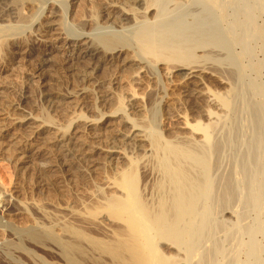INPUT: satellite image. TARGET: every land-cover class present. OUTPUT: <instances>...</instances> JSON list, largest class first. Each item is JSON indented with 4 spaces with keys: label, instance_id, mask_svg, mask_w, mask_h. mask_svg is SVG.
I'll use <instances>...</instances> for the list:
<instances>
[{
    "label": "rangeland",
    "instance_id": "rangeland-1",
    "mask_svg": "<svg viewBox=\"0 0 264 264\" xmlns=\"http://www.w3.org/2000/svg\"><path fill=\"white\" fill-rule=\"evenodd\" d=\"M67 1L69 4H73L72 8L68 6ZM182 1L184 0H158L156 3H161H159L161 7L158 4L159 8L161 10L164 9L163 7L165 6L166 8L162 11L158 9V7H156V9L161 12V15L164 14L162 17L166 16L167 20L170 18L172 19L173 16V25L176 20L178 23H181L183 21H180V19L177 18L184 15L183 12L187 13L184 11L187 6L185 8V6L183 7L180 5ZM218 1L219 2L217 3L219 6L218 4L217 6L219 9L217 7L214 8L210 4L209 0L199 1L198 6H200V14L204 20V22L202 21L203 28L201 27V32L203 33V35L201 33V42L199 41L196 45L194 43L195 41L192 42L191 40L192 44L194 43L198 47L197 48L195 45L190 46V41L187 43V40L190 39H186L184 44L187 43L189 45H186L188 47L186 50L192 51L191 54L188 53L187 59H185V57L178 63L176 60L175 62L174 60H171L170 62H172L171 64H199L201 68L209 72L207 73L209 88L215 95H217L220 99H223L225 103L228 104L227 107L224 105V102H222V105L220 104L221 106L219 105L218 107V105L207 103V101H204L203 99L196 101V98L193 95H185L184 93H181V91H177L176 93L178 94L176 95L165 78L164 71L160 68L164 66V64H158L154 55L153 57L151 54L149 56L144 42L142 41L144 33H147V31L150 30L149 28H151L149 23L154 20V18L152 19L150 15L148 16L151 18L148 19L149 22L144 21L145 14L141 12L138 15L135 10L137 18L134 19V22L132 21L129 24H125L126 28L125 26L112 24L113 19H110V17L107 19V16H105V18L100 19V13L103 12L104 14V11H109L107 7L108 5L118 6L115 11L110 13L111 16H117L118 14L116 11L124 8H130L128 2L125 0H49L47 3H43L42 0H8L9 5L13 8V12H15L13 15L16 17L8 15L9 13L5 15L1 14L2 16H0V46L3 47L5 45V47L0 50V105H2L1 107L3 109L8 111V114H10L11 117L31 112L34 115H38L41 120H46L52 115V117H55L54 119L56 122H59L61 125L63 124L62 126H66L70 123L69 120L71 121V119L77 114H85L89 117H98L102 111H109V109H113V105H110L106 101H102L103 98H105V93L108 94L109 92H116L121 94V96L122 94L126 96L128 92L133 89L131 92L134 91L137 94L140 93L141 95H139L145 104V117H143L146 119H144L145 122L151 126V130L154 129V132H156L159 136H163L162 138L166 140L168 139V141H174L173 144L188 148L192 147L190 149L199 148V151H203V148L205 147L202 143L203 141L201 142V140L203 139L204 133L198 129L199 126L217 124L218 129L222 130V132L220 130V134H226L227 136L225 135L224 139L227 138V140H225L227 142L230 140L229 143L235 140L234 136H236V132H243V134L241 133L240 135H243L244 137H242V143L246 141L242 144L244 146L240 145V147H234L231 145V147H229L230 151L228 150V153L231 152L229 154L233 153L234 156L236 153L240 152L239 150L243 148V150H246L248 146L250 147L252 154L261 152L264 149L261 150L259 147L254 146L256 143H254V141L251 142L249 136L253 137L252 133L254 131L251 127L254 124H256L259 120H261L264 124V0ZM220 1L222 5L220 4ZM51 2H56L62 9L59 7H53V9L48 8ZM195 3H197V0ZM245 4L248 5L246 6ZM182 7L185 9L182 10ZM44 8V13L47 14H51L52 11H56L55 17H53L54 23L56 24L47 28L50 30L49 33L40 31L42 22H48L47 19L42 17L40 18V12ZM178 9L183 12H179ZM247 10L249 12L248 14L245 12ZM176 11L181 13V15L179 13L177 15ZM197 11L198 10H195L194 13ZM167 13L169 15H167ZM170 15L171 17H169ZM192 18L193 15L192 17H188L187 22L193 23L194 21ZM246 19L249 20L246 21ZM190 23V26L188 23H185V25L187 24L186 26L183 25L184 23H175L174 26L178 25L180 28L184 26V33H182V37H184V35L191 36V32L194 33L196 31L193 29L195 26L193 27V24ZM204 25L206 26L204 27ZM248 25H250L251 28L248 27ZM141 26L142 28H140ZM98 27H100V29H98ZM186 27L189 28L186 30ZM38 28L39 30L36 31ZM61 28H64L67 31L76 30L77 33L84 31L87 36L94 38V40L96 39L98 44L101 41L99 42L96 37H101L100 35L106 31H110L112 34V30H117V34L116 32L113 34L118 35L119 32V36H124V39H126L125 37L128 38L131 36V38L129 37V40L126 39L128 40L127 42H124V44L122 43L121 45H125L124 47L127 48L126 52L129 51L130 54H136L135 56L137 58L138 55L139 58H141L140 56H142V58H145L146 56L147 60L145 59V61L142 62L143 65L145 64L143 77L144 81L138 85L137 83L131 81L132 76L131 78L128 77L132 75V73H130L132 72L131 69H122L123 67L118 64V61L100 62L99 64L94 63L89 55L79 54L82 48L86 46L84 43L87 37L82 36L81 38L84 39L80 41L79 44L76 42L79 37L78 35L72 34L70 36L72 39L69 42L65 40L67 36L66 34L63 35L62 39H59L57 38L59 36L57 33L62 31ZM248 28L253 35H250V32L247 30ZM251 29H253L252 31L255 33L252 32ZM128 30H131V33H129ZM185 33L188 34L186 35ZM247 33L250 37L246 36L248 35ZM130 39L132 41H130ZM206 39H208V41ZM181 40H183V38ZM128 43L129 46H126ZM201 43L203 44V47ZM99 45L105 46L104 44ZM142 53H146L145 56L142 55ZM41 56L48 59L49 64L47 66H41ZM39 67H42V70H39ZM147 84H149L150 87L147 86ZM179 98L180 101H177ZM77 104H80V106L82 105V107H78L79 105L77 106ZM206 105H208L207 107L209 108L211 114L215 115L216 118L219 119L211 118L206 114V112H204ZM130 107L131 106H127V111L128 113H132L134 115L136 111L133 110V107ZM181 114L186 120H188L189 125L187 129L179 128L182 122L180 119ZM77 124H80V122ZM126 126L128 125H125V127ZM237 126L240 131H238ZM248 126H251V129ZM68 127L71 131L74 126ZM119 127V130H123L124 128L122 125H119ZM242 127L247 131L240 129ZM12 128L14 133L18 131L16 126ZM231 132H233L234 136ZM110 133L107 131L104 133L105 136L103 134L101 139L102 144H109L112 140L111 138L115 135V132H112V134ZM9 139L10 136H8V134L3 137L0 136V184H3V186L8 190V193L13 198V203H16L17 199L20 201L22 200V203H24L21 206L16 203L11 208L13 210L18 209V207L24 208L22 209L23 213L13 215L10 218L0 213V224H6L9 227L6 228L10 230L13 229L14 232H18L19 235H23V245L20 247H22L25 251L23 258L20 259L18 248L7 249L3 246V251L8 254L7 257H9L8 259L10 260L9 263L74 264V261L77 260L75 264H119L118 255L120 254V251L123 253L124 248L119 247L122 248L120 250L117 249L116 246H113V243L116 245L117 236L119 235L116 236L115 234L114 236L111 232L116 229L118 231L122 229L119 232H122L121 234L124 233L125 238L127 236L126 233H129L130 231V223L124 219L125 217H122L123 219L120 218V215L119 217L117 215L115 218L116 214L114 215L113 212L112 214L110 212L111 209H103L104 206L102 203L99 204L100 201L96 200L99 205L103 206H99V208L101 207L102 209L99 211V208H96L98 205L95 207L94 204L96 205V203L92 200L90 201L87 197L90 193H95L97 191L96 189H98L97 187L103 185L101 183L103 182L101 177L104 178L108 174L106 172H103L104 174L101 173L103 171L102 169L104 168L105 170L107 168L105 171L113 173V170H115L113 167L114 165L111 166V164H107L104 155L97 154L94 157L99 155L100 158L99 156L96 158H90V162L93 159L97 160H93L91 162L92 165L88 163L89 159H87L88 162L87 160L84 161L86 164L90 165H88V167L92 172L88 170L87 173L85 170L76 169V166L75 168L72 166V168L69 169V171L72 170L70 171L72 173L68 170V173L66 171L59 172V169L57 171V168H53V170L46 169V164L53 161L54 158H46L47 155L41 154V157L34 155L33 159L36 160H32L33 162L31 161L29 162L30 164H26L27 169L24 168L26 169L24 170L20 168L19 162L16 158L18 149L14 152L15 156L12 158V150H14L16 146H11V144H9ZM119 143L121 144L122 142ZM129 147V149L127 148V151L132 154L133 149L131 150V146ZM101 157L104 159L102 160ZM154 157L156 158V156H151L149 157L150 159H148V157L144 158V163L141 164V167L139 166L138 169V183L140 182L138 184L140 187L138 188L139 191H142L144 196L143 198L146 199L148 203H150V200L151 203L153 202L150 197L152 198L153 195L157 196V194L154 193H158L159 188L157 187L158 185H155L156 183H160L159 181L163 177L161 176V174H163L161 173L162 170H160L161 168H158L159 166H157L156 163L157 158L155 159ZM39 162H41V164ZM73 164L77 165V161ZM146 164L148 167H145L144 170V165L146 166ZM260 164H262V167ZM259 165V169L264 168V155L263 160L259 161ZM40 166L42 170H39ZM93 167L94 169H97L94 171ZM65 172L67 174H65ZM67 175L68 177H66ZM98 175L101 177H98ZM95 185L98 186L96 187ZM155 187L157 188V191L156 189L154 190ZM99 190L100 189H98V191ZM104 191L106 190L104 189ZM148 196H150L149 199ZM33 202H36V204L38 203L36 207L32 204ZM84 202H87L89 208H91H87L88 205ZM67 205L74 207V209L78 212L75 214L65 210L64 208ZM91 205H93L96 209H92L93 207ZM85 208L89 209L90 212ZM91 210L95 212L92 213ZM84 211H88V213H85ZM110 213L112 214L110 219L113 218L117 220H101L104 216H111ZM100 214H102L103 217ZM106 214L109 215L106 216ZM96 215H98L99 220ZM251 216L253 218L257 215L255 212H252ZM253 219L251 222L254 221ZM38 228L39 230L37 231ZM33 230L38 233L40 231V240L36 241V239L31 235ZM261 231V234L259 233L257 238L259 239L258 241H261L260 243L264 245V226H262ZM127 238L130 240L129 235ZM164 241L167 242V244H165V248L162 247L165 255H169L171 250H175L176 252L172 251L170 255L178 257V263L183 262L184 260L182 259L184 258L185 253L182 250L178 251L177 246L173 244L172 241ZM76 243H80V245L78 244L77 246ZM134 245L138 247L136 241ZM108 246H111L109 247L110 249H108ZM80 247L82 250H80ZM127 249L128 248H125L124 252H126Z\"/></svg>",
    "mask_w": 264,
    "mask_h": 264
},
{
    "label": "bare ground",
    "instance_id": "bare-ground-1",
    "mask_svg": "<svg viewBox=\"0 0 264 264\" xmlns=\"http://www.w3.org/2000/svg\"><path fill=\"white\" fill-rule=\"evenodd\" d=\"M42 1L43 3H47L49 0ZM125 1L128 2L130 8H124L122 10L116 11L118 15L111 16L110 13L115 11L118 6L108 5L107 7L109 11H104V14L103 12H99V16L101 17L100 19H103L105 18V16H107V19H109V17L110 19H113L112 24L125 26V24H129L132 21L134 22V19L137 18L135 10L137 11L138 15L141 12L145 14L144 21H148V19L154 18L153 21L150 20V30L147 31V33L144 31L145 33L143 35V40H141L144 42L149 56L150 54L152 57L154 55V58H156L155 60L158 64H164V66L160 68L162 69V71H164L165 78L169 82L171 89H173L175 93L177 91H181V93H184L185 95H193L196 98V101L203 99L204 101L206 100L207 103L218 105V107L220 104L222 105V102H224V105H226L227 107L228 104L225 103L223 99H220L217 95H215L209 88V84L207 82V73L209 72L201 68L199 64L197 65L196 63H194L196 65H187L185 63V65L174 63L171 64L172 62H170L171 60H174V62L176 60V62L178 63L185 57V59H187L188 53L191 54L192 52L186 50L188 49L187 46H193L196 43L198 44L199 41L201 42V27L202 21L204 22V20L202 19L203 17H201L200 14V6H198L200 0H197V3H195L196 0H194L195 2L192 0L182 1L180 5H182L183 7L185 6V8L187 6L186 9L182 7V10L185 9L184 11H186L187 13H184L182 11L184 14L182 15L183 17L181 16L182 18L175 17L177 19H180V21H183L181 22L184 23L183 25H185V23H188L189 25L190 22H187V19L188 17H192L193 15L192 19L194 22L190 24H193V27L195 26V28L197 29L192 27L196 32H191V36L184 35V37L187 38L182 37V33H184V26L180 28L177 25L181 23H178L176 20L174 21V25L175 23H177L176 25L178 27L174 26L172 21L174 18L173 16L172 19L170 18L171 20L167 17L170 20L169 21L166 19V16L162 17V15L164 14L161 15V12L156 9V7L160 9L159 6L161 7V1L158 2V4L160 3L159 6L156 3L158 0ZM209 2L214 8H218V0H209ZM67 4L70 8H72V3L69 4L68 2ZM64 5L67 6L66 4ZM53 7H59L60 9H62L61 6H59V4H57L56 2H51L48 8L53 9ZM163 8L165 9L166 6ZM44 10L45 8L41 10L40 18H45L48 20V22H42L40 31L49 33L50 30H48L47 28L56 24L53 20L56 11H52L51 14H47L44 13ZM195 10L198 11L194 13ZM179 12L176 11L177 15ZM245 12L247 14L249 13L248 10ZM7 13H9L8 15H11L12 17H16L15 15H13L15 14V12H13V8L11 5H9L8 0H0V16ZM181 13L179 14L181 15ZM149 15L151 16V18L148 17ZM167 15L169 14L167 13ZM169 17H171V15ZM247 20L249 19H246V21ZM250 25H248V27L251 28ZM205 26L206 25H204V27ZM140 28H142V26ZM188 28L186 27L185 29L187 30ZM61 29L62 31L57 33V35H59L57 38L62 39L63 35L66 34L67 36L65 40H67L68 42L72 39L70 38L72 34L79 36L76 40L78 44L84 39L81 38L82 36L87 37L84 43L86 46L82 48L79 54L89 55L94 63L99 64L100 62L118 61V64L123 67L122 69H131L132 72L130 73H132V75L128 76L129 78H131L132 76L131 81L137 83V85L144 81L143 77L145 64L143 65L142 62L146 59V53H142V55L145 56V58H142V56H140L142 59L139 58V55L137 54L139 58L138 59L135 56L136 54H130L129 51L126 52L127 48L124 47L125 45H121L122 43L124 44V42H127L129 40V37L131 38V36H129L128 38L125 37L126 39H128L126 40L124 39V36H119V32L118 35H116L117 30H112V34L110 33V31H106L100 35L101 37H96L98 38L99 42L101 41L99 44L105 45L102 46L97 43L96 39L94 40V38L87 36L84 31L77 33L76 30L67 31L64 28ZM98 29H100V27H98ZM38 30L39 28L36 31ZM247 30L249 31L250 29L248 28ZM252 30L253 29H251V31ZM130 31L129 33H131ZM114 32H116V34H113ZM185 34L187 35L188 33ZM250 35H253V33L251 34L250 32ZM246 36L248 37L249 34ZM182 38L183 40H181ZM188 38L190 39L187 40V43H189L190 41L189 45L187 43L184 44V41L186 42V39ZM191 40L192 42L195 41V44H192ZM206 40L208 41V39ZM130 41L132 40L130 39ZM196 45L195 47H197ZM126 46H129V43L128 45L126 44ZM3 47H5V45ZM3 47L0 46V50H2ZM40 60H42L41 66H47L49 64L48 59H46V57L44 58V56ZM41 68L42 67H39L38 69L42 70ZM147 86H149V84H147ZM131 91L128 92V94L126 93V96H124L123 94L121 96V94L116 92H109L108 94L105 93V98H103L102 101H106L110 105H113V109H109V111L101 110L102 112H99L100 114L98 117H89L85 114V116L82 114H77L71 119V121L69 120L70 123H68V125L66 126H62L63 124L61 125L59 122H56L54 119L55 117H52V115L46 120H41L38 115H34L31 112H26L25 114L11 117L10 114H8V111L3 109L1 107L2 105H0V136L3 137L7 134L8 136H10L9 144H11V146H16L15 149L12 150L13 157H11L14 158V152H16L18 149L16 158L21 169H27L26 164H28L32 160H36L33 159L34 155H38L41 157V154L47 155L46 158H54L53 161L46 164V169L53 170V168H57V171L59 169V172H67V170L69 171L72 166L74 168L76 166V169H82L87 172L89 170L88 165H92L91 162L95 160L93 159L90 162V158L98 157L99 155L94 157L97 154L104 155V157L106 158V163L109 165L111 164V166L114 165L113 167L115 168V170H113V173L105 171L107 168L105 170L103 168V171L101 170V173L106 172L108 174H105L107 176H105L104 178L99 176L101 173L98 175V177H101V179H103V182H101L103 185H100L99 187H97L98 185H95L100 190L98 191V189H96L97 191L95 193H90V195L87 197L90 201L92 200L96 203V205L94 204L95 207L98 205V207L96 208H99V206H101L99 204L102 203V205L104 206L103 209H111L110 212H113L114 215L116 214L115 218L117 215L118 217L120 215V218L125 217L124 219L130 223L129 233L125 232L127 236H130V240L127 238V236L124 238V233L123 235L121 234L122 232H119L122 229H120L119 231L116 229L111 232L114 236L115 234L116 236L119 235L117 236V240L115 238L116 245H114L115 243H113V246H116V248L120 250L122 248L119 247L124 248L123 253L120 251V254L118 255L119 264H264V245H262V243H260L261 241L259 242V239L257 238V235L262 230V226H264V179H262L264 178V168L259 169L260 165L262 167V164L259 165V161L263 160L264 155V150H262L264 149L263 122L259 120L256 124L253 125L254 127L250 126L251 128H253L254 132L252 133L253 137L249 136V138L251 139L249 140L251 142L254 141V143L257 144H255L254 146H257L262 150H260L261 152H257L256 154H252L249 146L246 150H243L244 148L239 150L240 152L236 153V155L234 156L233 153L229 154L231 152L228 153V150L230 149L229 147H231V145L234 147H240V145L244 146L242 144L246 141L242 143L241 140L243 135H240L241 133L243 134V132H236V136H234L233 132H231L235 137V140L229 143L230 140L227 142L225 141L227 140V138L224 139L226 134H220L221 129H218L217 124L199 126L198 129L204 133L201 142L203 141L202 143L204 144L205 148H203V146H201L200 144V146L204 149H202L203 151H199V148L190 149L192 147L188 148L173 144L174 141H168V139L166 140L162 138L163 136L161 137L156 132H154V129L151 130V126L147 122H145L146 119L143 118L145 117V104L142 101V98L140 96L141 94L139 93V95L136 92ZM177 94L178 93H176V95ZM177 101H180V98ZM77 106L82 107V105L80 106V104H77ZM127 106H131L130 108L133 107V110L136 111V113L134 115L132 113H128ZM207 106L208 105H206V107L204 106V112H206L209 117L216 118L215 115L211 114ZM180 119L182 120V122L179 128L187 129L189 125L188 120H186L185 117L182 116V114L180 115ZM79 122L80 124H77ZM119 125H122V127H124L125 129H121L122 131L119 130ZM125 125L128 126L125 127ZM14 126H16L18 130L15 133L14 131H12V127ZM68 126L74 127L70 131L68 129ZM240 129H244V131L246 130L243 127ZM107 131L109 133L111 132L110 134H112V132H115V135H112L113 137L111 138V141L109 140V144L106 143L107 145H104L101 143V139L103 137V134ZM238 131H240L239 127ZM119 142L122 143L120 144ZM129 146H131V150L133 149V152L131 151L132 154L127 151V148ZM151 156H156L157 161H154H156L157 166H159L158 168H161V173H163L161 174V176L163 177L159 181L160 183H156L155 185H158L157 187L159 188L158 193H154L157 194V196H154L153 194L152 195L154 196V198L153 196L152 198L148 196V199L150 197V199H152L153 201L151 203L150 200V204L146 199L143 198L144 196L142 194V191H139L138 187L140 186L138 184L140 182L138 183V169L139 166L144 163V158L148 157V159H150L149 157ZM87 159H89V162ZM85 160H87L89 164H86V162H84ZM76 161L77 165L73 164ZM39 163L41 164V162ZM145 167H148L147 164L146 166L144 165V170ZM96 169H94V171ZM39 170H42L41 166L39 167ZM66 172L65 174L68 173ZM103 174L101 175L104 176ZM158 174L160 175L159 172ZM66 177H68V175ZM104 189L106 191H104ZM155 189L157 191L156 187L154 188V190ZM96 200L100 201V203L98 204ZM16 203L19 206L24 204L22 203V200L20 201L19 199H17ZM16 203H13V198L8 193V190L3 186V184H0V213L4 216H8V218L13 215H19L23 213L22 209L24 207H18V209L16 210H13L11 208ZM84 203L88 205L87 202ZM32 204L34 205V207H36L38 203L36 204V202H33ZM91 206L93 207V205ZM101 207L99 208V211ZM87 208H89V205L87 206ZM96 208L93 207L92 209ZM64 209L68 210L70 213L76 214L78 212L76 209H74V207H70L69 205H67ZM89 209L86 210L89 211ZM88 211L86 212L88 213ZM94 212L92 211V213ZM252 212H255L257 215L253 217L255 219H253L251 216ZM112 214L109 217H103L102 215L104 219L102 218L101 220H117L113 218L110 219V217H112ZM108 215L106 214V216ZM96 216L98 217V215ZM251 218L254 221L251 222ZM97 219L99 220V217ZM6 227H8L6 224H0V264H11L9 263V257H7L8 254L3 251V246H5L7 249L18 248L20 259H22L25 254V251L22 249V247H20L23 245V235H19L18 232H14L13 229L10 230L8 229L9 227ZM38 230L39 228L37 229V231ZM31 235L36 239V241L41 239L40 231L38 233L33 230ZM164 240L172 241V243L177 246L178 251L182 250L185 253L184 258L182 259L184 260L183 262L178 263V257L170 255L173 250H171L169 255H165L162 247L165 248V244H167V242ZM135 241L137 242L138 247L134 245ZM78 244L80 245V243ZM109 247L111 246H108V249H110ZM125 248H128L126 252H124ZM80 250H82V248ZM76 261H74V264Z\"/></svg>",
    "mask_w": 264,
    "mask_h": 264
}]
</instances>
